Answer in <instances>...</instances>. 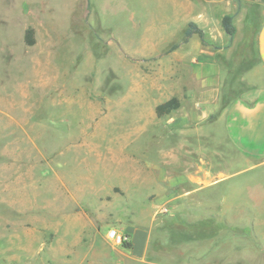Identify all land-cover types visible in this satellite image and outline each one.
<instances>
[{"label": "rangeland", "instance_id": "rangeland-1", "mask_svg": "<svg viewBox=\"0 0 264 264\" xmlns=\"http://www.w3.org/2000/svg\"><path fill=\"white\" fill-rule=\"evenodd\" d=\"M51 1L0 0V264H118L128 250L111 229L148 235L149 263L264 264V156L245 152L264 143V119L212 124L224 98L202 122L183 99L200 44L225 93L252 79L264 4H194L236 12L232 39L214 27L200 39L185 36L183 0ZM167 17L173 37L158 30ZM173 94L183 105L157 118L153 103ZM186 111L204 139L184 137ZM197 141V154L182 147ZM202 157L220 173L213 186Z\"/></svg>", "mask_w": 264, "mask_h": 264}, {"label": "crops", "instance_id": "crops-1", "mask_svg": "<svg viewBox=\"0 0 264 264\" xmlns=\"http://www.w3.org/2000/svg\"><path fill=\"white\" fill-rule=\"evenodd\" d=\"M170 1L171 3H175L176 0H165V2ZM238 3V7L241 9L242 3L247 4H264V0H233ZM183 2H186L188 6L184 8L185 11V18H188V22L194 23L197 25L199 29H201L204 33L206 32L212 33V27H214L217 30H220V34H225L224 29L221 24V20L225 15L232 16V23L235 26L236 21V12L228 13V12H222L220 15H217L216 11H213V13H209V11L204 6H196L194 4H229L226 0H183ZM51 3V4H50ZM49 3V5L57 10H62V5L64 3L63 0H52ZM192 5V6H191ZM239 10V9H238ZM170 18H165V22L163 24H160V28L158 30L162 29H172V32L169 36L173 37L174 35V19L169 20ZM187 28V27H186ZM158 30L155 32L156 36H158ZM237 32V28H236ZM185 33V32H184ZM236 35V33H235ZM197 36L198 35H192ZM170 37V38H171ZM188 37V38H191ZM227 37L230 38L228 35ZM170 38H168L167 45L171 41ZM201 39V38H200ZM232 46V45H231ZM199 48L196 50L199 55L198 60L196 61V58L191 60H184L185 66L188 69L189 76V83L186 86V91L184 92L183 99L188 102L189 108H191L195 115H198V120L202 122L206 121L207 117L210 116V114L214 111H218L220 109L219 100L222 99H228L230 102L226 106L223 107V110L219 113V116L213 120L212 124L216 123L218 120H223L227 118V116H241L242 119L244 118H253L256 116H260V120L264 119V20L261 23L259 30L257 32L256 38H255V54L257 57V63L253 66L254 70L252 71V79L247 81V79L244 77L242 78V81L245 82V86H242L237 91V94L231 95V92L225 93L226 88L224 87V84L226 83V72L224 71L219 72L220 63L215 58L216 55L212 54V52H208V49L206 46H203L200 44L198 46ZM230 45L226 44L222 46V48H216V52H224L227 49H229ZM214 48V49H215ZM188 58L191 57V54L187 56ZM208 57V58H207ZM225 78V79H224ZM171 98H177L179 100V107L183 105L180 104V96L179 95H172L167 100ZM166 102V101H165ZM162 102L156 101L153 103V114L157 117L155 113V108L157 105L161 104ZM164 103V101H163ZM179 107L176 109L178 110ZM175 111V110H173ZM172 111V112H173ZM172 112L166 114L169 115ZM165 116V115H164ZM188 116V119L190 117V112H185L183 117V122L181 124L182 131L184 132V137L186 134H188L189 131L193 132V138H203L202 132H204V129L200 128L202 125L198 126V124L194 125L193 123H186L184 120H186ZM163 117V116H162ZM160 118V117H157ZM258 120V122L260 121ZM187 121V120H186ZM242 122V121H241ZM256 122V123H258ZM246 123V122H245ZM180 126V125H178ZM192 126H194V129H191ZM243 130V129H242ZM190 137V134H188ZM227 138V137H226ZM188 144H182V147L185 149L190 148L192 149V154H197L196 147L198 144V141L196 143L187 142ZM248 144H250V149H246L245 152H248L249 155H252L254 157L258 156H264V143L261 140L257 141H249ZM244 152V153H245ZM185 153L189 154L188 150H185ZM250 157V156H248ZM199 164L196 169L198 172L201 171V175L205 178V181L207 182L206 186H213L215 181H217V176L220 175V173H217L212 166L211 168H207V165H210V162L207 161L205 158L199 159ZM184 171L187 172V169L184 168ZM186 181H189V183H199L202 179L197 178L196 175H188L185 179ZM129 243L131 244V248L128 251H121L122 261L118 264H124L125 260L126 262H129L132 264V262L136 264H159L155 262L148 261V245H149V236L145 235L142 232H136L132 231L130 232L129 237ZM114 248V247H112ZM104 256L103 254L96 255L95 253H92V256L94 259H97V256L101 258V256ZM90 258L91 255H90ZM129 261H127V259ZM106 259V258H105ZM103 259V260H105ZM127 263V264H129Z\"/></svg>", "mask_w": 264, "mask_h": 264}, {"label": "trees", "instance_id": "trees-1", "mask_svg": "<svg viewBox=\"0 0 264 264\" xmlns=\"http://www.w3.org/2000/svg\"><path fill=\"white\" fill-rule=\"evenodd\" d=\"M222 27L224 32L230 37L233 38L236 33V28L232 23V16L225 15L221 20ZM192 35H198L199 38H203L204 33L201 29L197 27L194 23H188L187 28L185 29V36L191 37ZM24 40L26 45L31 46L34 44V31L31 28H28L25 32ZM179 107V100L177 98H171L164 103H161L156 106L155 113L157 117H162L173 110H176ZM127 236L122 241V247L124 249L129 250L131 248V244L127 240Z\"/></svg>", "mask_w": 264, "mask_h": 264}, {"label": "built area", "instance_id": "built-area-1", "mask_svg": "<svg viewBox=\"0 0 264 264\" xmlns=\"http://www.w3.org/2000/svg\"><path fill=\"white\" fill-rule=\"evenodd\" d=\"M107 237L109 240H111L117 244H120V243L122 244L123 239L120 235H118V233L115 229L109 230L107 233Z\"/></svg>", "mask_w": 264, "mask_h": 264}]
</instances>
